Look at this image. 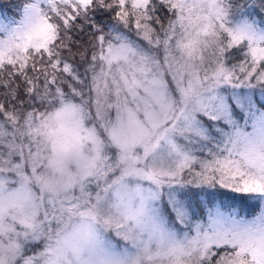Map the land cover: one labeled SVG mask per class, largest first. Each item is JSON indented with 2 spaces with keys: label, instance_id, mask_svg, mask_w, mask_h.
Returning a JSON list of instances; mask_svg holds the SVG:
<instances>
[{
  "label": "snow or ice",
  "instance_id": "1",
  "mask_svg": "<svg viewBox=\"0 0 264 264\" xmlns=\"http://www.w3.org/2000/svg\"><path fill=\"white\" fill-rule=\"evenodd\" d=\"M0 264H264V0H0Z\"/></svg>",
  "mask_w": 264,
  "mask_h": 264
}]
</instances>
